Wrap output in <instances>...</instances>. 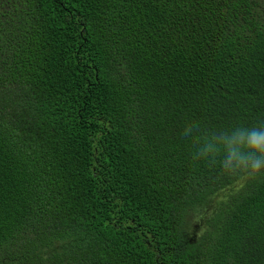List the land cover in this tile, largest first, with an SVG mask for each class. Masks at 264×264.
<instances>
[{
	"label": "trees",
	"instance_id": "16d2710c",
	"mask_svg": "<svg viewBox=\"0 0 264 264\" xmlns=\"http://www.w3.org/2000/svg\"><path fill=\"white\" fill-rule=\"evenodd\" d=\"M261 122L264 0H0V264H264V178L193 159Z\"/></svg>",
	"mask_w": 264,
	"mask_h": 264
},
{
	"label": "clouds",
	"instance_id": "9594fccd",
	"mask_svg": "<svg viewBox=\"0 0 264 264\" xmlns=\"http://www.w3.org/2000/svg\"><path fill=\"white\" fill-rule=\"evenodd\" d=\"M199 128L198 123H191L183 129V135L192 136ZM199 139L202 143L196 148L193 159L215 164L222 153L219 164L225 175L251 180L264 178V122L252 127H234L230 132L222 131Z\"/></svg>",
	"mask_w": 264,
	"mask_h": 264
}]
</instances>
